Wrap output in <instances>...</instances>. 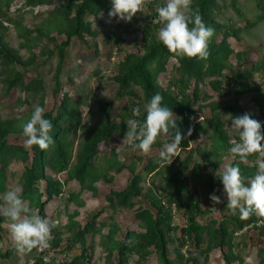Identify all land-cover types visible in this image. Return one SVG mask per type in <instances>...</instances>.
<instances>
[{"label":"trees","instance_id":"16d2710c","mask_svg":"<svg viewBox=\"0 0 264 264\" xmlns=\"http://www.w3.org/2000/svg\"><path fill=\"white\" fill-rule=\"evenodd\" d=\"M4 1V2H3ZM12 0H0V67L3 70L1 74V82L4 84L6 91L23 85L22 74L15 71L16 66H22L24 70L30 68L33 62V54L31 59L24 62L16 51L11 49L4 41L3 35L6 30L2 22L3 20L12 23L11 19L6 17L2 11L4 4ZM27 5L43 4L45 0H26ZM227 2V3H226ZM157 4H161L160 0H156L153 6L149 9V14L141 23V46L139 51H133L129 48L122 60L117 66V71L113 77V81L117 86V96L120 98H132L138 100V103H133L130 110L124 107V112L127 116H132L134 107L141 108L140 116L136 117L139 120L143 119V108L140 103L145 105L153 94L159 92L163 96L162 103L172 108L173 113L178 117V126L182 133H186L191 128V134L182 138L178 154L189 149V142H194L196 136L204 129H197L191 122L190 118L195 112L193 107L198 102L202 95L206 81L208 87L217 93L220 98L225 100L224 105L218 103H210L206 105L211 114L223 108L227 114L233 116L246 113L239 105L240 99L251 92L256 94L254 99L258 115L251 117L262 121L261 130L264 132V100L261 95L259 86L251 80V76L256 71L247 70L242 72H233L230 68L229 59L233 56L235 59L244 60V54L235 53L227 43L228 38H236L237 30L231 21H217V17L225 8H229L237 19H243V10L239 6L238 0H193L192 8L200 12L203 20L208 26L215 29V32L209 42V55L204 60L195 58H182L179 65L174 68V76L171 77L165 88L158 86L155 83V77L159 73L165 72L166 65L171 59L172 54L158 39L159 22L156 20ZM260 5V4H259ZM258 5V6H259ZM111 0H73L66 7L55 10V16L52 17L53 23L48 26L47 31H35L34 35L38 39L47 40L50 49L46 48L47 53H56L57 63L55 66L53 81V93L60 90L59 76L61 66L65 56V49L69 46L71 39H77L81 44L87 45V38L95 37L86 18L97 16L99 13L108 15L111 9ZM109 16V15H108ZM29 34L32 31H27ZM63 34L64 40L56 44L51 33ZM220 38L217 41V38ZM123 41L119 38L115 39L116 46H121ZM8 69L5 74L4 70ZM225 71L236 76V81L232 84L230 91H224L223 81H227L228 76ZM258 71V70H257ZM34 80L37 84L38 81ZM39 84V83H38ZM134 88L141 91V96L135 92ZM103 115L101 120L95 125H86L81 123L78 116L77 108L67 95H62L59 106L55 114L52 111L45 112L46 118L53 123L52 135L55 143L46 150L40 149L33 145L30 149L32 157H29L28 151L23 147L13 146L8 144V137L12 134L21 133V121L26 120L25 117L21 120L2 121L0 120V182L2 181L4 171L10 161H20L26 163L30 159V166L26 169L21 183L23 198L29 200L37 210L38 214L45 217L44 207L47 202H50L54 197L58 196L61 191L59 181L52 175L68 172V164L70 155L68 147L72 141L69 139L75 138L80 132L82 140L77 147L74 164L70 171L71 178L80 183L81 188L84 187L85 181L90 180L83 191L90 194L91 199L98 200L100 203H107L113 206L119 213L130 212L131 221H134L139 227L143 228V233L136 235V240L131 238L129 231L121 232L120 226L114 224L112 226L114 232L118 234V240L113 239L114 233H110V243L107 248L108 253L115 255V264H128L130 258L134 255L138 259H143L149 254V249L153 247L158 254L161 264H197L195 258L186 254H182L181 250L184 247L192 245L200 249L205 241L209 238L208 248L210 251H217L222 257L224 264H242V259L234 253L233 237L244 228L253 226L259 222L262 217L255 214L247 219H241L239 214H232L226 203V196L223 195V200L218 205L220 212L226 211V217L220 221H210L205 225L198 223L199 217H205L210 212L201 206L197 196H194L190 191L195 189L198 181L203 180V186L206 189H211L212 181L207 175H203L199 170L189 167L193 156V150L187 151L186 158L175 164V170L167 174H161L157 185H151L152 188L147 191L139 186L140 175L135 173L134 167L123 168L122 164L117 161H112L107 166L108 171L114 173H123L124 183L118 187L105 193L104 196L97 194L92 187L97 178L92 176L93 161L96 157L99 143L108 140L114 135L117 126L113 124V120L109 116L110 105H101ZM205 109V106H198L197 112ZM249 114V113H248ZM208 128L213 132L220 152L224 156H231L227 152L230 146V141L223 129L219 118L213 116L206 121ZM235 139H238L235 137ZM264 143V141H262ZM195 152V151H194ZM219 156V153L212 152L209 156L198 155V158L205 165L210 166L214 171L218 172V163L213 161L211 157ZM264 160V157H263ZM245 162L248 164L245 165ZM257 154L250 156L248 161L241 162L238 157L232 158L230 164H239L241 174L249 178L258 170ZM250 164V165H249ZM158 166L147 162L143 168L148 175H153L157 172ZM46 170L50 171L49 175ZM106 184H111L112 179L101 174L100 178ZM44 186L43 191L38 190V185ZM144 192V193H143ZM224 194V193H223ZM45 200L42 201V198ZM148 204L149 208L138 209L133 213V209L137 205L139 199ZM181 212L184 217V226L177 227L174 224V213ZM101 215V210H98L90 215V219L84 227L77 232L70 240L69 248L75 244H79V254L65 260L59 264H90L89 258L92 252L86 246V235L89 233L92 221ZM3 218L0 217V230ZM260 236L264 235V225L257 228ZM178 233V246L174 251V258L170 257L168 245L173 241L172 235ZM52 239L50 247L43 249L41 253L33 248L30 253L31 264H55L54 260H49L48 263H43L42 257L46 256L49 250L56 249L60 246V233L56 227H52ZM134 241V243H133ZM186 249V250H187ZM201 253L207 254L204 251ZM9 252L3 255L8 258ZM259 264H264V258L259 260Z\"/></svg>","mask_w":264,"mask_h":264},{"label":"rangeland","instance_id":"374dc122","mask_svg":"<svg viewBox=\"0 0 264 264\" xmlns=\"http://www.w3.org/2000/svg\"><path fill=\"white\" fill-rule=\"evenodd\" d=\"M71 1L73 0H45L43 4L27 5L26 0H12L8 2L7 7L5 4L1 6L6 17L12 21V23L5 20L2 22L3 27L6 29L3 35L4 41L22 57L24 62L32 58L31 54L34 58L27 70L19 65L15 67V71L22 74L23 85L9 91H6L4 84L1 82L4 76L1 74L3 68L0 67V120H21L29 117L35 104H40L45 108V112L52 111L54 115L62 95H67L76 106L81 123L92 126L102 118L101 105L109 104V116L117 129L108 140L99 143L93 161L91 172L92 176L97 179L94 180L92 187L98 195L104 196L105 193L115 189L122 182L124 183L123 173L125 170L119 174L107 170L108 164L113 163V160L122 164L123 168L133 166L135 173L139 174L141 178L139 186L145 192L152 188L151 185H157V180L160 179L161 174L173 172L175 164L186 158L187 151L193 150L189 167L199 170L203 175H207L212 181L213 187L206 189L201 179L198 181L197 187L190 191L198 197L201 206L210 212L205 217H199L197 221L200 225H205L210 221L218 222L221 218L226 217L227 212L219 211L218 205L220 203L216 204L211 201L210 194L215 192L221 197V201L223 200L224 194L222 183L219 180V173L225 165L232 162V157L224 156L220 152L213 132L208 128L206 121L212 115L218 117L230 143L233 138H238V136L229 130L227 124L231 125V119L227 120L225 116L228 114L223 108L213 114L206 108V105L210 103L216 102L223 106L225 102L223 98H220L216 92L208 87V81H206L205 87H202V95L195 104L196 106L193 107L195 114L190 118L197 129L204 130L196 136L194 142H189L187 151L177 153L169 164L163 166L158 163V154L164 144L167 143L166 135L159 136L153 144L151 152L147 154L140 150H130L126 137H124L127 131L126 121L129 118L128 113L124 112V107L130 110L132 104L138 103V100L118 97L116 93L117 86L113 81V77L125 52L129 48H132L133 51H139L141 46V23L149 14V9L156 0H145V7L142 12L138 10L129 22L117 21L115 17L110 18L104 13H99L95 17H87L86 20L95 37L93 39L87 38V45L81 44L75 38L71 39L69 46L65 49L61 66L60 90L54 94L53 74L57 63L56 53H47L45 49H50L47 40H40L34 34L36 30L47 31L48 26L50 27L53 23L52 17L55 16V10L66 7ZM160 2L163 3V0H160ZM238 3L243 10V19H237L229 8H225L217 17V21H231L238 31L236 38H228L227 43L235 53L244 54V60L239 61L231 56L229 59L231 71H256L252 74L251 80L259 86L264 100V0H238ZM27 31L33 33L29 34ZM50 36L53 37L56 44L64 40L63 34L52 32ZM116 38L123 41L119 47L115 44ZM219 40L218 37L217 41ZM176 65L170 59L165 72L156 75L155 83L165 88L169 79L174 76ZM231 71L224 72L228 76L227 81H223L224 91H230L232 84L236 81L237 77L231 74ZM7 72L8 69H5L4 73ZM34 80H37L39 84H35ZM134 90L140 97L141 91L138 88H134ZM255 98L256 94L251 92L245 94L239 101L241 108L253 116L258 115ZM140 105L144 108L143 104L140 103ZM198 106H205V109L197 112ZM23 139L21 133L12 134L8 137V144L23 147L28 151L31 158L32 153L29 148L24 146ZM69 139L72 143L67 149L70 155L68 172L52 175L50 171L46 170L49 175L59 181L61 186L60 194L47 202L44 207L45 217L53 223L57 221V224L53 227H56L60 233V246L49 250L46 258L50 261L53 259L55 264H59L78 255L79 244L69 248L70 240L84 227L92 213L101 210V215L92 221L91 229L86 235V246L92 252L89 262L90 264H115V255L109 254L107 250L111 238L110 233L115 234L113 239L118 240L119 238L112 226L118 223L121 232L129 231L134 241L136 240L134 237L143 233L144 230L134 221H131L130 212L119 213L113 206L91 199L90 194L83 191L89 183V179L85 181L84 187L81 188L80 183L71 178L69 170L74 164L76 150L79 144L82 143V137L78 132L74 139L71 137ZM212 152L219 153V156L211 157L213 161L218 163L217 176L215 175L216 171L198 158V155L210 157ZM259 160H263V157H259L258 162ZM147 162L158 166L157 172L153 175H148L143 171ZM247 164L245 162V165ZM29 166L30 159L26 163L10 161L0 182V194L10 187L17 184L21 185L23 176ZM101 174L111 178V184H106L102 179H99ZM43 188L44 186L40 184L37 189L43 191ZM44 200L45 197L42 198V201ZM26 202L31 208L35 209V206L29 200H26ZM146 208H149L148 204L141 198L133 209V213L138 209ZM0 217L3 218L0 230V264H31L30 253L18 251L9 229L8 219L2 215ZM173 222L179 228L184 226V217L181 212L174 213ZM178 237V233L172 235L173 241L168 245L171 258L175 256L174 251L178 246ZM233 242L234 253L242 259V264H259V260L264 258V235H259L257 227L251 226L237 232L233 237ZM208 243L209 238L206 237L200 249L190 245L186 250V254L195 258L197 264H224L219 252L209 250ZM201 251H207L208 253L202 254ZM8 252V258H4L3 255ZM128 264H161V262L157 251L151 247L145 258L138 259L133 255Z\"/></svg>","mask_w":264,"mask_h":264},{"label":"clouds","instance_id":"9594fccd","mask_svg":"<svg viewBox=\"0 0 264 264\" xmlns=\"http://www.w3.org/2000/svg\"><path fill=\"white\" fill-rule=\"evenodd\" d=\"M193 0H163L157 4L156 20L159 22L158 39L172 54L171 59L179 65L182 58L204 60L209 55L208 45L215 29L208 26L200 12L192 8ZM112 7L109 17L117 21L129 22L133 16L145 7V0H111ZM163 96L156 92L146 101L143 108L134 107L132 116L126 121L127 131L124 137L130 150H140L150 153L153 144L159 136H167V143L159 152L158 163L165 166L177 155L182 138L191 134V128L182 133L178 126V117L172 108L163 104ZM45 108L35 104L30 116L21 121V136L26 148L33 145L42 150L54 145L52 135L53 123L46 118ZM231 119L229 130L238 136L233 138L227 152L233 159L248 161L250 156L264 157V132L261 122L248 113L225 116ZM258 170L249 178L241 174L239 164H227L219 173L222 191L226 196L227 207L232 214L238 213L241 219H247L255 214L264 218V160H259ZM217 176V171L215 173ZM210 199L216 204L221 203V197L215 192ZM0 215L9 221V229L19 252L38 251L50 247L52 239L51 222L42 217L37 210L31 208L23 198L22 186L17 184L0 194ZM264 223V219L259 221Z\"/></svg>","mask_w":264,"mask_h":264},{"label":"built area","instance_id":"2783aa9c","mask_svg":"<svg viewBox=\"0 0 264 264\" xmlns=\"http://www.w3.org/2000/svg\"><path fill=\"white\" fill-rule=\"evenodd\" d=\"M261 123H262V121H260ZM57 224V221H54V223H53V225H56ZM264 225V223H260V222H257L254 226L255 227H257V228H259V227H261V226H263ZM249 227H251V226H249ZM253 227V226H252ZM248 228V227H247ZM244 229H246V228H244ZM243 229V230H244ZM186 249H187V247H184L182 250H181V252H182V254H184V256H186ZM37 252L38 253H41L42 252V250H37ZM42 261H43V263H48L49 262V260L46 258V256H43L42 257Z\"/></svg>","mask_w":264,"mask_h":264},{"label":"crops","instance_id":"0c3cea01","mask_svg":"<svg viewBox=\"0 0 264 264\" xmlns=\"http://www.w3.org/2000/svg\"><path fill=\"white\" fill-rule=\"evenodd\" d=\"M118 224V223H117ZM119 225V224H118Z\"/></svg>","mask_w":264,"mask_h":264}]
</instances>
